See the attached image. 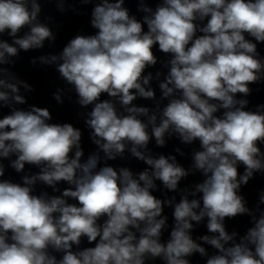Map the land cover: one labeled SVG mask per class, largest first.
I'll return each mask as SVG.
<instances>
[{
  "label": "clouds",
  "instance_id": "clouds-1",
  "mask_svg": "<svg viewBox=\"0 0 264 264\" xmlns=\"http://www.w3.org/2000/svg\"><path fill=\"white\" fill-rule=\"evenodd\" d=\"M88 7L93 33L31 59L54 66L52 98L78 106V127L28 104L14 71L57 40L42 4L0 0V264H264V187L245 192L264 178V0H137L139 17L126 0H55ZM173 139L194 146L189 166L180 146L150 147Z\"/></svg>",
  "mask_w": 264,
  "mask_h": 264
}]
</instances>
